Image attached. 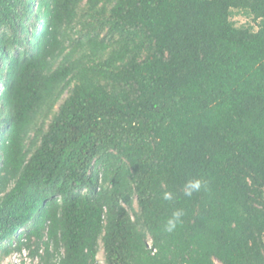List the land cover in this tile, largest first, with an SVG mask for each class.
Wrapping results in <instances>:
<instances>
[{"label":"trees","instance_id":"16d2710c","mask_svg":"<svg viewBox=\"0 0 264 264\" xmlns=\"http://www.w3.org/2000/svg\"><path fill=\"white\" fill-rule=\"evenodd\" d=\"M0 89V264H264V0H0Z\"/></svg>","mask_w":264,"mask_h":264},{"label":"clouds","instance_id":"9594fccd","mask_svg":"<svg viewBox=\"0 0 264 264\" xmlns=\"http://www.w3.org/2000/svg\"><path fill=\"white\" fill-rule=\"evenodd\" d=\"M202 187H203L202 180H200L198 178L197 179H190L184 185V195L190 197L194 192H199ZM164 199L165 200L172 199V193H170V192L164 193ZM182 215H183L182 210H176V211H174L172 213L171 217L166 222L165 231H167V232L174 231L176 229L177 225L182 222L181 221ZM23 252L22 253H19V254H23ZM16 253H14V254H16ZM102 263L105 264L104 260H103ZM97 264H99L98 263V257H97Z\"/></svg>","mask_w":264,"mask_h":264},{"label":"built area","instance_id":"2783aa9c","mask_svg":"<svg viewBox=\"0 0 264 264\" xmlns=\"http://www.w3.org/2000/svg\"><path fill=\"white\" fill-rule=\"evenodd\" d=\"M148 247H149V249L152 251V253H155V252H156V249L153 247V245H152V241H151V240L148 241ZM27 259H30V258L27 256V253H25V252H23V254L16 253V254H14V255L12 256V258H11V262H12V264H23L22 261H24L25 264H28V262L25 261V260H27ZM29 264H32L31 259H30Z\"/></svg>","mask_w":264,"mask_h":264},{"label":"rangeland","instance_id":"374dc122","mask_svg":"<svg viewBox=\"0 0 264 264\" xmlns=\"http://www.w3.org/2000/svg\"><path fill=\"white\" fill-rule=\"evenodd\" d=\"M234 19L238 22V24H242V23L244 22V19L241 18L240 16H236ZM0 91H1V89H0ZM9 259H11V258H9ZM9 259H7V260L5 261V263H7V262L9 261ZM102 259H103V252L100 251L99 254H98V263H99V264H103V263H102V262H103ZM25 261H27L28 264H29L30 259H27V260H25Z\"/></svg>","mask_w":264,"mask_h":264}]
</instances>
